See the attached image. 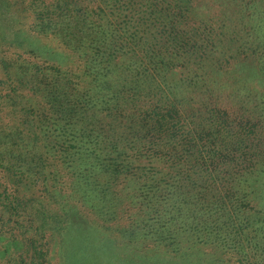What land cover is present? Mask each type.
I'll use <instances>...</instances> for the list:
<instances>
[{
	"label": "trees",
	"instance_id": "16d2710c",
	"mask_svg": "<svg viewBox=\"0 0 264 264\" xmlns=\"http://www.w3.org/2000/svg\"><path fill=\"white\" fill-rule=\"evenodd\" d=\"M0 264H264V0H0Z\"/></svg>",
	"mask_w": 264,
	"mask_h": 264
}]
</instances>
